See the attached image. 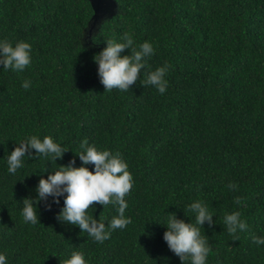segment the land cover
<instances>
[{"label": "trees", "instance_id": "1", "mask_svg": "<svg viewBox=\"0 0 264 264\" xmlns=\"http://www.w3.org/2000/svg\"><path fill=\"white\" fill-rule=\"evenodd\" d=\"M0 0V264H264V0Z\"/></svg>", "mask_w": 264, "mask_h": 264}, {"label": "water", "instance_id": "2", "mask_svg": "<svg viewBox=\"0 0 264 264\" xmlns=\"http://www.w3.org/2000/svg\"><path fill=\"white\" fill-rule=\"evenodd\" d=\"M91 8L92 13L87 20L86 27L84 28L85 33L87 36L90 35L91 31H96L100 22L106 18L111 16L114 13L116 8V1L115 0H88Z\"/></svg>", "mask_w": 264, "mask_h": 264}, {"label": "rangeland", "instance_id": "3", "mask_svg": "<svg viewBox=\"0 0 264 264\" xmlns=\"http://www.w3.org/2000/svg\"><path fill=\"white\" fill-rule=\"evenodd\" d=\"M87 35V34H86Z\"/></svg>", "mask_w": 264, "mask_h": 264}]
</instances>
